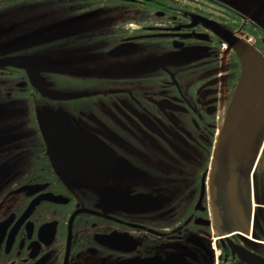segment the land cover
Masks as SVG:
<instances>
[{"label":"flooded vegetation","instance_id":"1","mask_svg":"<svg viewBox=\"0 0 264 264\" xmlns=\"http://www.w3.org/2000/svg\"><path fill=\"white\" fill-rule=\"evenodd\" d=\"M221 32L264 53L218 0H0V264H264Z\"/></svg>","mask_w":264,"mask_h":264},{"label":"water","instance_id":"2","mask_svg":"<svg viewBox=\"0 0 264 264\" xmlns=\"http://www.w3.org/2000/svg\"><path fill=\"white\" fill-rule=\"evenodd\" d=\"M264 30V0H218ZM223 40L244 61L242 76L228 112L225 132L238 140L264 123V63L248 45L229 34L220 33ZM53 70L57 69L52 67Z\"/></svg>","mask_w":264,"mask_h":264}]
</instances>
